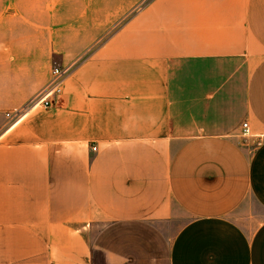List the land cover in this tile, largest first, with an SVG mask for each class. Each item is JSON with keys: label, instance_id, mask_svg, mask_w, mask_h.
I'll return each mask as SVG.
<instances>
[{"label": "crops", "instance_id": "obj_1", "mask_svg": "<svg viewBox=\"0 0 264 264\" xmlns=\"http://www.w3.org/2000/svg\"><path fill=\"white\" fill-rule=\"evenodd\" d=\"M0 264H264V0H0Z\"/></svg>", "mask_w": 264, "mask_h": 264}, {"label": "built area", "instance_id": "obj_2", "mask_svg": "<svg viewBox=\"0 0 264 264\" xmlns=\"http://www.w3.org/2000/svg\"><path fill=\"white\" fill-rule=\"evenodd\" d=\"M73 68V64H54L51 77L47 84L23 105L5 113V127L10 128L14 126L16 123L28 116L30 112L36 109L50 108L56 105L63 95L64 82L72 72ZM243 127L247 128V123H244Z\"/></svg>", "mask_w": 264, "mask_h": 264}]
</instances>
